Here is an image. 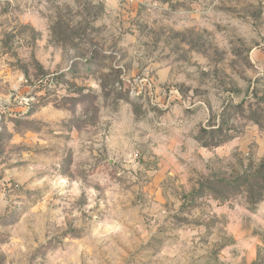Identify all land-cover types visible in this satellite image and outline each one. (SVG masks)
<instances>
[{"label":"rangeland","instance_id":"1","mask_svg":"<svg viewBox=\"0 0 264 264\" xmlns=\"http://www.w3.org/2000/svg\"><path fill=\"white\" fill-rule=\"evenodd\" d=\"M0 264H264V0H0Z\"/></svg>","mask_w":264,"mask_h":264}]
</instances>
